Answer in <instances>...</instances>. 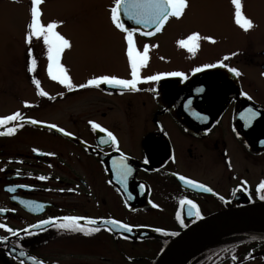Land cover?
I'll return each instance as SVG.
<instances>
[{
  "label": "flooded vegetation",
  "instance_id": "af4514ba",
  "mask_svg": "<svg viewBox=\"0 0 264 264\" xmlns=\"http://www.w3.org/2000/svg\"><path fill=\"white\" fill-rule=\"evenodd\" d=\"M82 1L59 4L60 22L86 15L89 9ZM114 3L102 4V15L116 44L127 46L126 33L111 20ZM70 11L76 13L67 14ZM120 15L126 27L138 29L133 39L146 41L163 34L176 19L170 17L156 32L123 10ZM227 29L225 36L232 34ZM146 31L153 35H143ZM242 34L233 45L229 36L219 40L211 28L198 40L194 54L183 55V65L162 66L151 56L140 69L142 77L183 72L187 79L141 80L138 90L104 83L72 89L58 85L47 71L43 39L26 42L24 86H3L0 79V117L15 112L23 117L0 125L4 132L23 124L12 135H0V209H6L0 211V223L13 229L0 228V237H7L0 239V264H154L170 239L192 223L228 208L264 203V193L258 190L264 181V30L243 29ZM147 46L153 51L158 47ZM32 58L37 65L30 72ZM205 64L217 66L204 68ZM197 67L202 70L194 72ZM232 67L241 74L232 73ZM114 69V76L131 78L127 55L114 63ZM34 80L40 81L39 88ZM41 89L48 95H41ZM74 95L84 102H69ZM249 109L258 113L251 121L246 119ZM90 121L111 131L117 143ZM122 156L132 168L123 181L113 164ZM181 176L212 191L193 188ZM185 198L198 206L199 218L187 215L188 206L180 204ZM68 215L93 218L96 225L91 226L100 231L85 235L56 227L54 218ZM112 219L133 230L116 229L108 223ZM43 220L52 222L32 227ZM239 234L242 244L231 240V245L194 264H264V231Z\"/></svg>",
  "mask_w": 264,
  "mask_h": 264
},
{
  "label": "rangeland",
  "instance_id": "374dc122",
  "mask_svg": "<svg viewBox=\"0 0 264 264\" xmlns=\"http://www.w3.org/2000/svg\"><path fill=\"white\" fill-rule=\"evenodd\" d=\"M107 1H82L89 12L63 19V24L56 29L71 43V47L62 52L60 62L67 69L74 85L82 84L93 77L113 75L114 63L127 55V46L116 44V35L107 27V18L102 15L104 9L101 6ZM64 2L65 0H43L39 6L42 23L60 22L63 13L57 7ZM241 6L243 16L253 24L248 30H264V0H241ZM30 10L31 0H0V79L4 82L3 86H22V62L28 50L25 37L26 26L30 22ZM74 13L76 12L70 11L67 14ZM211 28L216 30L219 40L229 36L233 45L237 44L238 38L244 36V28L235 22V5L232 0H188V7L183 15L173 19L163 34L150 41L135 36L134 43L141 52L145 45H158L154 51L149 50L148 55L149 59L156 56L162 66L183 65V55L192 53L178 42L187 39L193 32L198 33L201 39L203 33L210 34ZM227 28L232 34L225 36ZM46 46L42 43L41 49L43 54L48 55ZM57 83L63 85L59 81ZM82 98L81 95H74L68 101L80 104L84 102Z\"/></svg>",
  "mask_w": 264,
  "mask_h": 264
},
{
  "label": "snow or ice",
  "instance_id": "6c2138e0",
  "mask_svg": "<svg viewBox=\"0 0 264 264\" xmlns=\"http://www.w3.org/2000/svg\"><path fill=\"white\" fill-rule=\"evenodd\" d=\"M43 0H31V10H30V22L26 26V42L31 43L33 38H43V43L47 45V54H48V67L47 71L49 76L59 83L65 85L67 88L72 89L75 87L84 88L87 86H99L101 83L109 84L113 86L129 88L131 90H138L137 85L141 82V80L146 81H158L162 76H174V77H187L183 72H167V73H159L157 75H150L147 77H142L140 74V69L146 65V62L149 60V46L145 45L143 51H139L134 43L133 34L138 31L136 28L126 27L125 24L121 20V10L123 13L127 15L130 19L135 20L138 24H144L149 27H154L156 32H160L165 25V23L169 20L170 17L180 18L185 9L188 7V0H115L114 6L111 8V20L115 24V27L121 29L124 33H126V41H127V58L131 67V78L123 79L114 75H101L97 77H93L87 81V84H79L74 85L72 83L71 77L68 75L67 69L60 62L61 54L64 49L70 48L71 43L68 39H66L60 32L56 31L58 24L62 23L59 21H51L47 24L42 23L41 21V8L39 7L42 4ZM232 3L235 5V22L240 25L245 30L250 29L253 24L250 19H247L243 16L241 11V0H232ZM145 36H152V31H146L143 33ZM200 39V35L196 32H193L191 35L187 37V39H181L178 43L185 49H187L190 53H195L199 47L197 41ZM204 39L212 40L211 37H204ZM29 55H31V49H29ZM234 55V54H233ZM228 59V57H225ZM37 65V61L35 58L31 59L28 70L34 71ZM216 64H205L204 68H214ZM221 66L227 68V64H222ZM202 69L197 67L193 69L194 72H200ZM236 76H239L240 71L232 67L229 69ZM37 88L40 87V81L34 80ZM41 95H48L47 92H44L42 89L40 90ZM246 95V94H245ZM250 98V97H249ZM256 115L257 112L252 109L248 110L246 115V119L251 121ZM22 114L20 112H15L11 115L0 117V125H5L7 122L12 121H20L22 120ZM207 119V117H205ZM30 123H39V121L29 120ZM94 129H100L103 132H107V136L113 143H117V138L115 135L108 131L106 128H102V126L94 121L89 122ZM18 127H23V124L17 123L12 127H8L6 131L0 132V135H12L17 131ZM52 128H56L57 125H50ZM60 132H64L63 128L59 129ZM71 136L72 133H66ZM46 155H53L52 153H47ZM147 162V161H146ZM114 166L117 170V175L121 179V181L125 180L128 174L132 171V168L129 164L126 163L125 158L122 156L119 162L113 161ZM39 179L44 180L47 179L45 176H40ZM181 180H184L186 184L190 185L196 189H204L205 191L211 192L212 189L206 187L204 184L198 183L197 181L187 179L184 176L180 177ZM258 190L264 193V181H262ZM261 200H264V194L260 196ZM181 205H187V215L195 216L197 218L200 217V211L198 206L190 199H181ZM39 207V206H38ZM0 211H6V209H0ZM58 223L56 227L59 229L70 230L82 232L85 235H91L92 233L99 232V227H92L91 225H96V220L90 217H81L68 215L63 217L54 218ZM86 220L87 224H81L80 221ZM51 220H43L39 222V225H33L32 227H39L45 224L51 223ZM108 223L115 225L116 229L127 230L131 232L133 230V226L127 223H122L119 220L112 219L108 221ZM183 223V220H181ZM0 228H7L8 232H13V229L8 227L7 224L0 223ZM109 231L113 229L109 228ZM157 231H161L157 229ZM15 235V233H13ZM172 235H176V233H172ZM0 239L6 240L7 237H0ZM255 239V237H253ZM21 256L25 255V253L21 252ZM30 259H35L34 257H30ZM38 264H43L42 261H39Z\"/></svg>",
  "mask_w": 264,
  "mask_h": 264
},
{
  "label": "water",
  "instance_id": "95a60500",
  "mask_svg": "<svg viewBox=\"0 0 264 264\" xmlns=\"http://www.w3.org/2000/svg\"><path fill=\"white\" fill-rule=\"evenodd\" d=\"M246 230L264 231V203L229 208L190 225L171 239L155 264H186L223 236Z\"/></svg>",
  "mask_w": 264,
  "mask_h": 264
},
{
  "label": "trees",
  "instance_id": "16d2710c",
  "mask_svg": "<svg viewBox=\"0 0 264 264\" xmlns=\"http://www.w3.org/2000/svg\"><path fill=\"white\" fill-rule=\"evenodd\" d=\"M218 247H219V246H218ZM215 248H217V246H216ZM215 248L212 246V247H210V249L204 250V251L201 252L200 254H201V255L211 254V253L214 252V251H212V250H214ZM198 256H199V254H198ZM198 259H199V257L196 256V257L193 259V261L189 262L188 264H194Z\"/></svg>",
  "mask_w": 264,
  "mask_h": 264
}]
</instances>
